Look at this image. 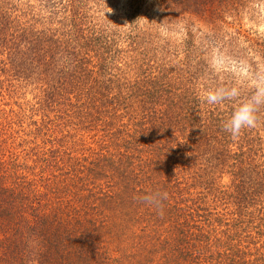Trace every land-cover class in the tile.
<instances>
[{
	"label": "trees",
	"instance_id": "obj_1",
	"mask_svg": "<svg viewBox=\"0 0 264 264\" xmlns=\"http://www.w3.org/2000/svg\"><path fill=\"white\" fill-rule=\"evenodd\" d=\"M35 1L0 0V87L39 91L33 117L0 107V264H264V105L255 128L224 131L251 92L189 29L170 58L146 0H128V51L89 3L103 0ZM152 1L157 22L192 13L219 41L248 0ZM216 88L239 96L202 102ZM89 135L100 150L65 153ZM155 191L163 215L141 200Z\"/></svg>",
	"mask_w": 264,
	"mask_h": 264
},
{
	"label": "rangeland",
	"instance_id": "obj_2",
	"mask_svg": "<svg viewBox=\"0 0 264 264\" xmlns=\"http://www.w3.org/2000/svg\"><path fill=\"white\" fill-rule=\"evenodd\" d=\"M22 1H27L32 5L36 4L35 0ZM110 1L113 2L111 3ZM146 1L147 5L150 4L147 14H144L149 23V28L151 29V21L155 20L157 27H152L151 32L156 34L159 31V38L154 42L156 44L162 43L163 49L171 53L169 54L170 58L173 57L175 49L179 52L183 50L182 41L189 29L194 35L196 43L201 44L205 41V43L210 44V58L208 60L210 67L219 72L227 71L229 76L235 79L236 83L246 87L252 95L256 93L258 87L261 86V78L264 77V57L255 51L254 43H264V0H248L244 8L239 9V11L232 10L231 14L225 17L226 23H221L222 30L219 36L222 35L223 38L219 41L212 37V31L201 28L203 27V22L192 13L178 15L173 21L162 19L157 22L156 7L152 5L153 1ZM103 2L98 9L95 1H89L90 5H93L98 10L97 14L100 19L106 21L104 23L108 24L110 30L116 33V47L122 49V51L130 50L125 37L128 29L125 16L129 9L128 0H103ZM20 7L22 11L27 10L26 5H20ZM31 11L38 12L39 8L34 6ZM223 42L224 44L222 45ZM159 49L157 48L158 53ZM121 54L118 55L121 58V60H118L119 66L126 62L121 70L128 71L130 64H127V61H129L125 57L127 54L123 52ZM3 78L1 76L0 80H3ZM24 82L26 80L18 82L13 77L3 81V86L0 87V107L7 111L20 109V114H24V116L31 114L32 109L30 107L31 105L33 106L39 91L36 88L37 86L34 85L36 83L35 80L28 79V84ZM31 115L33 117V114ZM34 118H36L35 115ZM82 138L86 140V145L63 146L68 156H76L75 159H79V157H85L93 150H100L98 148L99 145H89V143L93 144L94 137L90 138L89 135L87 137L82 136Z\"/></svg>",
	"mask_w": 264,
	"mask_h": 264
},
{
	"label": "clouds",
	"instance_id": "obj_3",
	"mask_svg": "<svg viewBox=\"0 0 264 264\" xmlns=\"http://www.w3.org/2000/svg\"><path fill=\"white\" fill-rule=\"evenodd\" d=\"M239 96L235 88H216L208 90L201 97L202 102L209 105H219L225 100H234ZM264 105V77L261 78V86L256 93L247 100L238 103L231 116L222 122V128L229 133L233 139L239 137L244 129L255 128L257 126V111ZM168 199V193L155 191L141 198L146 205L157 209L159 215H163V201Z\"/></svg>",
	"mask_w": 264,
	"mask_h": 264
}]
</instances>
